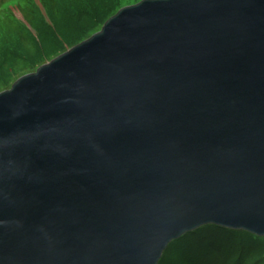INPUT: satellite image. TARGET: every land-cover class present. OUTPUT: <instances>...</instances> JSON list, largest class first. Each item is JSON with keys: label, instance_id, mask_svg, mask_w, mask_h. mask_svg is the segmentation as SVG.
I'll return each mask as SVG.
<instances>
[{"label": "water", "instance_id": "95a60500", "mask_svg": "<svg viewBox=\"0 0 264 264\" xmlns=\"http://www.w3.org/2000/svg\"><path fill=\"white\" fill-rule=\"evenodd\" d=\"M264 238V0H144L0 93V264H159Z\"/></svg>", "mask_w": 264, "mask_h": 264}, {"label": "trees", "instance_id": "16d2710c", "mask_svg": "<svg viewBox=\"0 0 264 264\" xmlns=\"http://www.w3.org/2000/svg\"><path fill=\"white\" fill-rule=\"evenodd\" d=\"M61 1L63 0H41L43 7L49 8V12L52 13L51 19L57 25L61 22L58 14V3ZM104 1L106 0H80L81 5L92 12V20L95 24H103L114 8L124 4V0H112V3H103ZM21 13L27 26L36 25L33 10L28 8L21 10ZM6 25L1 39L8 37L10 41L17 36L24 51L12 59L8 55L14 53V43L7 42L0 45V49L2 48L0 50V93L8 90L21 77L29 74L35 64L46 63L50 58L58 56L65 40L76 37L69 35L60 40L44 36L47 43L38 45L26 26L18 25L15 21H9ZM94 30L96 28L93 27L91 31ZM5 46L6 48H3ZM159 264H264V238L243 231L206 226L171 243Z\"/></svg>", "mask_w": 264, "mask_h": 264}, {"label": "rangeland", "instance_id": "374dc122", "mask_svg": "<svg viewBox=\"0 0 264 264\" xmlns=\"http://www.w3.org/2000/svg\"><path fill=\"white\" fill-rule=\"evenodd\" d=\"M75 1L63 0L58 3V14L61 22L59 21L60 25H57L51 19L52 13L49 12V8L46 9L43 7L41 0H0V45L7 42L14 43V53H10V55H8L12 59H15L17 55L24 51L17 36H14L10 41L8 40V37L1 39L7 26L6 23L9 21H15L18 25L26 26L29 34L36 39V44L38 45H42L44 42L47 43L44 36L55 37L60 40H62V38L64 39L65 36H76L72 40H65V43H63L64 46L61 47L63 49L60 51L58 56L50 58L46 63L35 64L29 73L33 74L36 73L43 65L50 63L52 60L68 52L73 47L91 39L95 34L101 32L105 24L111 18L116 16L122 9L138 5L144 0H124V4L118 8H114L103 24H95L92 20V12L84 8V6L81 5L80 0ZM107 2L112 3V0H106L103 3ZM28 8L34 11L36 17V25L33 27L27 26L22 17L21 10ZM114 12L116 13L113 15ZM93 27L96 28V30L91 31ZM6 46L3 48H6ZM16 50L18 52H16ZM15 82L8 88V90L12 88Z\"/></svg>", "mask_w": 264, "mask_h": 264}]
</instances>
